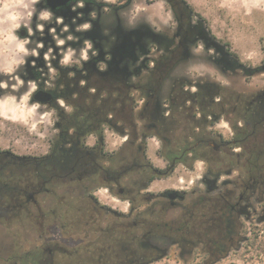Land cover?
<instances>
[{
  "label": "rangeland",
  "instance_id": "1",
  "mask_svg": "<svg viewBox=\"0 0 264 264\" xmlns=\"http://www.w3.org/2000/svg\"><path fill=\"white\" fill-rule=\"evenodd\" d=\"M185 2L191 12V26H198V31L214 43L209 44L206 38L199 37L192 46L191 58L169 72L161 95L163 104L169 105L164 108L171 109L172 90L176 85L190 86L193 92L204 81L213 89L220 86L222 94L228 98L264 87V0ZM44 12L49 13L46 19L41 17ZM176 27L177 20L168 0H71L57 6L49 0H0V85H6L0 86V149L11 148L17 153L32 155H42L49 150L53 139L58 137V109L72 112L73 105L64 100L44 104L34 101L33 95L41 88H61L62 78H73L81 72L86 74L83 65L87 62L102 68L106 67V62L118 63V48L109 49L103 39L116 44L120 38L134 39V46L139 48L137 53L141 60L137 64L141 70L132 82L145 85L152 76V62L170 45L169 38L173 37ZM153 34L160 36L153 38ZM147 47L154 49L148 53ZM226 50L232 55H227ZM141 95L132 89L135 102L131 100L128 109L132 106L131 119L137 120L145 132L143 126L149 120L139 116L143 105ZM78 102L76 97L71 99V103ZM115 125L110 126L104 137L106 149L112 156V169L120 164L123 138L127 137L121 135L118 124ZM218 128L231 136L228 127ZM170 136L176 143L181 141L180 132ZM140 137L139 134L137 142L145 146L144 160L165 167L166 161L159 153L161 138L153 131L142 136L141 141ZM95 140L96 134L88 138L90 143ZM126 149V154L134 153L131 147ZM142 173L151 174L148 170ZM142 173L135 171L128 178L138 179ZM204 178L213 180L214 176L208 173L201 159L194 164L180 162L171 173L156 177L147 190L138 193L136 204L142 208V214L131 213L132 201L109 191L107 185L91 190L95 191L93 196L99 203L107 206L99 213L89 207L84 197L72 196L71 190L62 186L55 198L39 197L42 210L32 206L30 218L24 213L0 214V264H39L36 259L48 245L43 238L45 232L50 234L49 239H60L70 250L92 233L89 239H93L96 246H118L126 254H132L136 248L158 251L157 257L149 254L135 264H264V198L261 195L254 199V210L242 217L244 226L238 241L219 260L212 261L209 247L189 241L176 243L170 231L147 237L149 227L147 229L145 221H163L177 227L180 222H173V218L181 211L166 204L164 214L157 215L153 209L156 200L151 201L144 195L178 189L185 192L188 206L205 191ZM73 223L78 225L72 227ZM84 256H67L62 263L102 264L97 256ZM103 264L132 263L112 259Z\"/></svg>",
  "mask_w": 264,
  "mask_h": 264
},
{
  "label": "flooded vegetation",
  "instance_id": "2",
  "mask_svg": "<svg viewBox=\"0 0 264 264\" xmlns=\"http://www.w3.org/2000/svg\"><path fill=\"white\" fill-rule=\"evenodd\" d=\"M168 2L176 17L177 27L173 37L169 38L170 45L164 47V53L156 62H152V76L147 84L132 82L133 78L139 77L141 70L137 64L141 60L138 47L128 53H120L118 63L106 62L105 68L92 62L84 64L86 74L81 72L73 78H62L61 88L50 89L54 97L44 103L64 100L73 105L72 112L58 109V137L53 139L49 150L42 155H32L17 153L11 148L0 149V214L24 213L30 218L33 207L42 210L39 197L55 198L62 186L68 187L72 196L84 197L89 207L99 213L107 206L99 203L93 196L95 191L91 190L100 185H107L109 191L121 198H129L132 201L129 211L142 214V208L136 204L138 193L147 190L156 177L171 173L180 162L194 164L201 159L214 179H203L205 191L188 206L185 192L178 189L142 195L151 201L156 200L153 209L157 215L164 214L166 204L172 209L180 208V214L173 218V222L180 223L171 235L176 243L189 241L209 247L212 261L228 254V248L238 241L239 232L243 229L242 217L254 210L256 195L264 198V87L247 95L238 94L228 98L222 94L220 86L216 85L213 89L204 81L193 92L189 90L190 86L184 88L176 85L171 96L173 105L166 110L164 106L169 105L163 104L161 95L169 72L191 58L192 46L199 37L206 38L209 44L214 43L198 31V26H191V12H188L185 0ZM146 33L150 36L148 31ZM159 36L153 34V38L158 39ZM153 49L147 47L148 53ZM226 54L232 55L228 50ZM82 76L85 79H81ZM111 83H117L118 89L115 86L111 88ZM132 89L142 94L143 105L139 116L149 120L143 126L145 132L138 126L137 120L131 119L132 106L128 110V103L131 100L135 102ZM89 92L96 94L95 111L92 115L88 111L79 113L78 110L83 107L71 103V99H84ZM71 115L80 118L87 115V118L74 123ZM112 122L114 126L118 124L121 135H127L123 138L124 153H121L120 164L115 169L111 168L112 156L104 140ZM221 126L228 127L232 131L231 136L218 128ZM150 131L161 136L162 150L159 153L166 151L162 155L166 161L165 167H157L144 160L145 148L137 142V137L140 134L141 141L142 136ZM175 132L182 135L178 143L170 136ZM91 134H96L93 143L88 141ZM127 147H131L134 153L126 154ZM146 170L151 172L150 176L142 173ZM135 171L142 173L140 177L128 178ZM197 212V226L191 229L186 224V215ZM190 220L193 221L194 217L192 219L191 216ZM77 225L71 224L72 227ZM85 225L89 227L90 223ZM121 225L126 226V223ZM137 225L138 222H135ZM91 234L87 235V240H79L70 250L60 239H49L50 234L45 232L43 238L48 245L36 261L39 264H63L65 257L83 254L84 257L97 256L101 262L110 261L111 246H96L94 240L89 239ZM134 240L137 244L136 234ZM140 251L136 248L133 252L138 255L130 259L132 263L141 261Z\"/></svg>",
  "mask_w": 264,
  "mask_h": 264
},
{
  "label": "trees",
  "instance_id": "3",
  "mask_svg": "<svg viewBox=\"0 0 264 264\" xmlns=\"http://www.w3.org/2000/svg\"><path fill=\"white\" fill-rule=\"evenodd\" d=\"M133 40L134 39L132 37H129L128 39L120 38V40L116 44V42H109V40L103 39V44L107 45L109 47V49H112V50H115L116 48H118V52L119 53H123V52L128 53L129 51H132L133 48L135 47ZM131 42H133V43H131ZM115 44L118 45V47H116ZM86 64H88V62ZM109 86L111 88H113L115 86L118 89V84L117 83H116V85H114V83H111ZM111 95H112V92H111ZM112 99H113V97H112ZM77 100L79 101L77 104L80 105V107L81 106L83 107L82 110L81 109L78 110L79 113L81 111H83V112H87L88 111L87 113H90V115L93 114V112L95 111V107L97 106V104H96V94H93V93L89 92V94L86 95L84 97V99H80L79 98ZM86 100H89L90 102H86ZM111 105H113V101H112ZM111 109H113V108H111ZM110 111H112V110H110ZM110 113H112V112H110ZM86 118H87V115H86L85 118H80L77 115H71V117H70V119L74 123L77 122V120H83V119H86ZM159 137H161V136H159ZM144 148H145V146H144ZM163 153H166V151L164 150V151L161 152L162 155H163ZM4 201H6V200H4ZM0 204H2L1 200H0ZM1 215H3V214H1ZM5 216H7V215H5ZM191 216H192V219L194 217L193 221L190 220ZM198 216H199L198 212L196 214L191 213L190 215H186V224H187V226L190 227L191 229L195 228L197 226ZM134 224H135V222H134ZM145 224L147 225V229L149 227L148 233H147V237H149L150 235L152 236L154 234H159L160 231H168V232L170 231V232H172L174 229L177 228V227H174L173 224L171 225L170 223L163 222V221L148 220V221H145ZM158 224H159V226H158ZM123 232H124V229H123ZM187 232L188 231H186V234H188ZM172 234H173V232H172ZM139 249L141 250L140 251L141 256H142L141 261H142L143 258L148 257L150 255H152V257H157V255H159L158 251L156 252L154 250H150V249L147 250V249H144V248H139ZM111 250H112V252H111V260L114 259L115 261L121 262V263H126V262L127 263H132L130 261V259H134L135 258V257L132 256L133 254H135V253H133L134 252L133 250L131 251L132 254H126V252L125 253L121 252L118 246L116 247V246H113V245H111ZM98 262L103 264V263H107L109 261L101 262L98 259ZM135 263H139V262H135ZM135 263H132V264H135Z\"/></svg>",
  "mask_w": 264,
  "mask_h": 264
},
{
  "label": "water",
  "instance_id": "4",
  "mask_svg": "<svg viewBox=\"0 0 264 264\" xmlns=\"http://www.w3.org/2000/svg\"><path fill=\"white\" fill-rule=\"evenodd\" d=\"M53 6L67 4L71 0H49ZM54 95L50 90L47 89H38L33 95V100L41 103L51 101Z\"/></svg>",
  "mask_w": 264,
  "mask_h": 264
},
{
  "label": "clouds",
  "instance_id": "5",
  "mask_svg": "<svg viewBox=\"0 0 264 264\" xmlns=\"http://www.w3.org/2000/svg\"><path fill=\"white\" fill-rule=\"evenodd\" d=\"M48 15H49V13L44 12V13L41 14V17L46 19L48 17ZM16 27H19V25H16ZM85 27H87V25H85ZM0 86H5L6 87V85H0Z\"/></svg>",
  "mask_w": 264,
  "mask_h": 264
}]
</instances>
